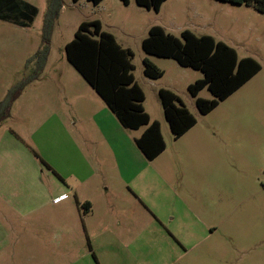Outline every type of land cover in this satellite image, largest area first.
<instances>
[{
  "label": "rangeland",
  "instance_id": "rangeland-1",
  "mask_svg": "<svg viewBox=\"0 0 264 264\" xmlns=\"http://www.w3.org/2000/svg\"><path fill=\"white\" fill-rule=\"evenodd\" d=\"M22 1L37 9L31 22L22 19L18 10L0 5V103L11 88L33 73L35 65L27 62L42 43L48 0ZM203 1L166 0L156 13L137 6L134 0L127 6L119 0H103L97 6L87 0H62L44 70L12 97L8 116L0 122V189L13 186L21 197L41 198L37 188L46 180L48 168H70L73 158L68 139L76 142L95 170L116 169L113 148L104 144L101 130L91 122L95 115L104 116L102 109L107 107L67 61L64 49L81 22L98 20L121 48L132 51V74L144 94L143 109L151 122L159 124L167 145L165 155H173L175 170L188 173L187 190L191 188L194 202L208 204L210 217L213 207L218 209L209 221L218 226L219 235L207 243H215L217 250L193 264H264V14L225 2H218L219 7L211 11ZM204 18L211 20V26L201 25ZM153 26L175 37H180L182 30L212 34L232 47L239 59L253 58L261 70L212 112L201 116L187 87L201 79L202 73L183 68L172 59L145 54L141 43ZM145 59L163 72L161 78L144 76ZM160 89L175 93L196 119L194 128L178 141L172 140L165 121ZM198 97L213 98L206 89ZM56 119L71 124L67 134L58 127L47 129ZM79 121L83 124L75 130L72 123ZM144 130L125 133L132 140ZM87 139L96 144L83 146ZM162 160L156 165L161 166ZM19 244L29 245L24 240ZM42 255L45 253L39 257ZM18 261L27 264L24 258ZM9 262V258L7 262L0 259V264Z\"/></svg>",
  "mask_w": 264,
  "mask_h": 264
},
{
  "label": "crops",
  "instance_id": "crops-1",
  "mask_svg": "<svg viewBox=\"0 0 264 264\" xmlns=\"http://www.w3.org/2000/svg\"><path fill=\"white\" fill-rule=\"evenodd\" d=\"M203 4L211 11L219 7L215 0ZM201 25L211 26V20L204 18ZM203 35L214 38L204 31L197 36ZM102 110L104 116L95 115L91 122L113 148L116 169L95 170L68 139L74 161L66 170L48 168L37 188L41 198L21 197L13 186L1 188L0 259L9 258L8 264H25L18 258L27 264H193L216 252L215 243H207L219 235L209 221L218 209L213 207L210 217L208 204L194 202L188 173L175 170L173 155H165L166 143L164 152L148 161L135 143L143 132L131 140L109 108ZM72 124L80 130L76 125L83 122ZM65 125L56 119L47 129L67 134L71 124ZM89 140L83 146L96 144ZM22 240L29 245L21 246Z\"/></svg>",
  "mask_w": 264,
  "mask_h": 264
},
{
  "label": "trees",
  "instance_id": "trees-1",
  "mask_svg": "<svg viewBox=\"0 0 264 264\" xmlns=\"http://www.w3.org/2000/svg\"><path fill=\"white\" fill-rule=\"evenodd\" d=\"M78 1L72 0L74 3ZM87 1L97 6L103 0ZM119 1L127 6L130 0ZM165 1L134 0L137 6L156 13ZM215 1L244 5L256 13L264 14V0ZM0 5L18 10L22 19L27 22H31L37 14L36 7L22 0H0ZM61 8L62 0H48L43 17L41 47L27 62L28 65L34 64L35 69L20 85L11 88L0 103V122L8 116L12 97L35 81L44 70L49 55L51 31ZM141 48L147 55L172 59L183 68L202 73L201 79L187 87L201 116L212 112L220 102L233 95L261 70L257 61L250 57L239 59L236 51L224 42L207 35L197 36L188 30L182 31L180 37H175L160 26H153L148 30ZM64 49L67 61L103 100L123 128L138 130L145 127L135 141L144 157L153 161L163 153L166 146L160 126L155 121L151 122L145 113L142 106L144 94L132 74V51L121 48L112 34L102 30L98 20L81 22L73 40ZM144 65V76L150 79L163 76V72L147 59L144 60ZM204 89L212 95V99L198 97ZM158 96L172 138L177 141L196 125V119L175 93L160 89Z\"/></svg>",
  "mask_w": 264,
  "mask_h": 264
}]
</instances>
